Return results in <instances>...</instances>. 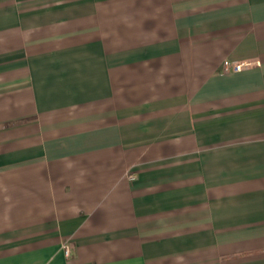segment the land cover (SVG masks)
I'll use <instances>...</instances> for the list:
<instances>
[{
	"label": "crops",
	"instance_id": "obj_1",
	"mask_svg": "<svg viewBox=\"0 0 264 264\" xmlns=\"http://www.w3.org/2000/svg\"><path fill=\"white\" fill-rule=\"evenodd\" d=\"M0 264H264V0H0Z\"/></svg>",
	"mask_w": 264,
	"mask_h": 264
},
{
	"label": "built area",
	"instance_id": "obj_2",
	"mask_svg": "<svg viewBox=\"0 0 264 264\" xmlns=\"http://www.w3.org/2000/svg\"><path fill=\"white\" fill-rule=\"evenodd\" d=\"M247 65H249V62H247V61H240V62H237V63H231V62L225 60L223 62V67L226 70L231 69V70L237 71V70H240L243 67H246ZM128 177H129V179H133L134 175L132 173H130L128 175ZM65 252H66V254L69 252V249H68L67 246H65Z\"/></svg>",
	"mask_w": 264,
	"mask_h": 264
}]
</instances>
